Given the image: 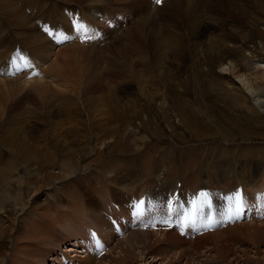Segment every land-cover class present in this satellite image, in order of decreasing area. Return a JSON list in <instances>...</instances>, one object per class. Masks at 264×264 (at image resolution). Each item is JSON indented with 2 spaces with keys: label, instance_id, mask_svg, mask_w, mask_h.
<instances>
[{
  "label": "rangeland",
  "instance_id": "obj_1",
  "mask_svg": "<svg viewBox=\"0 0 264 264\" xmlns=\"http://www.w3.org/2000/svg\"><path fill=\"white\" fill-rule=\"evenodd\" d=\"M5 1L0 61L32 57L40 77L0 78V264H264L262 219L190 242L171 229L129 231L136 226L127 214L147 193L143 221L160 225L178 182L182 200L206 188L218 205L219 194L237 186L246 203L264 190V97H256L259 105L236 76L263 73V47L240 53L236 75L225 73V62H210L221 52L210 40L221 33H206L210 22L252 30L261 0H165L159 7L149 0ZM102 14L123 18L80 48L73 29L100 25ZM46 23L68 28L75 42L57 47L45 37ZM246 52L253 59L241 61ZM121 173L127 182L107 175ZM109 204L120 211L109 212ZM102 210L121 223L116 245ZM89 228L112 246L101 259L80 252Z\"/></svg>",
  "mask_w": 264,
  "mask_h": 264
},
{
  "label": "bare ground",
  "instance_id": "obj_2",
  "mask_svg": "<svg viewBox=\"0 0 264 264\" xmlns=\"http://www.w3.org/2000/svg\"><path fill=\"white\" fill-rule=\"evenodd\" d=\"M96 1V0H95ZM143 1V0H142ZM90 2V1H89ZM88 3V2H87ZM93 3V2H92ZM101 3V2H100ZM185 3V2H184ZM200 3H202V2H200ZM204 3V2H203ZM8 4V2L7 1H5V0H0V7L4 10V11H6L8 14H9V11H7V10H5V5H7ZM79 4V3H78ZM95 4V3H94ZM204 5V4H203ZM141 6V5H140ZM144 6V5H143ZM198 6H200V5H198ZM247 6V5H246ZM195 7H197V5L195 6ZM203 8V7H202ZM251 8V7H250ZM255 8L257 9V11L259 12H261V14H259L258 15V13L256 14V17H254V19H253V21H254V28L252 29V30H246V27H245V29L241 26V27H238L237 29H235L234 31L231 29V28H229L228 27V24L227 23H225L224 24V22H223V24L222 23H220V24H216L215 22H213L211 19V21L213 22V24L210 22L209 23V25H210V27H209V29H206V33H208L209 34V32L211 33V32H213V31H211V30H219L220 31V33H221V35H220V38L219 39H214L215 40V42L216 43H212L211 41H213L212 39L210 40L209 38V40H210V43L211 44H213L211 47H210V49H217V51H219L220 52V55H215V56H210L211 57V59H210V62H211V64L213 65H215V64H220V63H223V62H225V64H227V65H229V67H224L225 68V73H226V71H233L234 73H235V75H236V70H237V64L235 63V62H238V57L240 56V53H244L245 51H248V50H250V52L252 53L253 52V48H256L257 46H262L263 47V51H264V30L262 29V27H264V0H261V3L260 4H258V3H255ZM161 9V8H160ZM188 9V8H187ZM1 10V9H0ZM21 10V9H20ZM3 11V12H4ZM15 11V10H14ZM139 11H141V10H139ZM195 11H199V9L198 10H195ZM124 13V12H123ZM123 13L122 14H120V15H122L123 16ZM197 13V12H196ZM141 14V13H140ZM200 14V13H199ZM1 15V14H0ZM259 16H262V17H259ZM123 18V17H122ZM126 19H128V18H126V17H124V19H123V23L124 24H127L126 22H125V20ZM247 19H249V18H247ZM129 20V19H128ZM16 21V20H15ZM252 23V22H251ZM215 24V25H214ZM208 25V26H209ZM217 25V26H216ZM251 25V24H250ZM252 25V26H253ZM248 28V27H247ZM27 30V29H26ZM205 32V31H204ZM211 35V34H210ZM37 36V35H36ZM105 37H106V34H105ZM40 42V41H39ZM210 43H209V45H210ZM39 44V43H38ZM43 48V47H42ZM47 50V49H46ZM66 51V50H65ZM211 51V50H210ZM217 51H212V52H214V53H217ZM47 52V51H46ZM60 52V51H59ZM62 52V51H61ZM64 53V52H63ZM248 53L249 52H246L244 55L245 56H247V57H244L243 59H241V61H243V60H245V61H247V60H249V59H253V56L252 57H250L249 55H248ZM46 54V53H45ZM63 56V55H62ZM222 56V57H221ZM217 57H221V59H217ZM9 58V57H8ZM226 58H228V60H225ZM220 61V62H219ZM197 63V62H196ZM244 63V62H243ZM251 66H252V70L255 68V67H253V65L251 64V63H249ZM222 65V64H221ZM221 65H219V66H221ZM249 65V66H250ZM222 68V67H221ZM228 73V72H227ZM240 73V72H239ZM258 73H260V72H258ZM257 73V74H258ZM263 73H264V71H263ZM259 74V76H256V78H255V80H253V78H247L248 77V75H245L244 73H242V75H236L237 77H238V79H239V82L241 83V84H243L244 85V87L246 88V90H247V92L252 96V98L260 105L261 104V102H263V101H260V99L258 98H256L257 96H260L261 98L262 97H264V85H259L258 83H256L257 82V80H260V81H262V77H263V79H264V74ZM254 75V74H253ZM254 77V76H253ZM6 80V79H5ZM39 81V80H38ZM40 82H42V85H43V83H46V82H43L42 80L40 81ZM40 82H35L36 83V85H40ZM263 82V81H262ZM35 85V84H34ZM55 86V85H54ZM262 86H263V88H262ZM40 87H41V85H40ZM76 87V86H75ZM96 88V87H95ZM256 98V99H255ZM151 100H152V98H151ZM262 107L264 108V105H262ZM259 149H261V148H259ZM262 149H264V147L262 148ZM262 149H261V151H262ZM250 150V149H249ZM234 152V151H233ZM256 152V151H255ZM220 153L222 154V156L223 157H226V156H231L232 154L231 153H229V152H227V151H224L222 148H220ZM206 155V154H205ZM138 158V157H137ZM222 159V158H221ZM137 160V159H136ZM138 160L139 161H141L140 160V158H138ZM142 162V161H141ZM168 167V166H167ZM259 169H260V175H261V173H262V167H261V165H260V167H259ZM196 171V169H194V170H190V168L186 171V172H191V173H194ZM185 172V173H186ZM242 172V171H241ZM145 174V173H144ZM215 174V173H214ZM214 174L212 175V174H210V175H212V176H214ZM245 175V173L244 172H242V175ZM108 175V177H109V179H110V181L112 180V183H116V184H118V183H120V182H127L125 179H124V177L122 178V173L121 174H115V176H118V178L117 177H113V174H107ZM221 176V175H220ZM247 176V175H246ZM245 176V177H246ZM130 177H131V175H130ZM244 177V176H243ZM129 178V177H128ZM212 179H213V177H211ZM248 178V177H247ZM247 178H246V180H247ZM216 179V178H215ZM130 180V179H129ZM136 180V179H135ZM217 181H216V188H218L219 190L220 189H224V188H221V186H222V184H221V182H222V179L220 178V179H216ZM177 184V183H176ZM176 184H174L173 186V190L172 191H174L177 187H176ZM249 184V183H248ZM250 184L252 185L253 184V182L251 181L250 182ZM246 186H247V184H245ZM217 191V190H216ZM249 198V197H248ZM247 198V199H248ZM252 198H253V196H252ZM251 198V200L249 201V202H247V204L249 205V206H253V207H255V208H258L257 207V205H254V203H257L254 199H252ZM248 201V200H247ZM259 201V200H258ZM262 201V200H261ZM222 201H220V203H221ZM264 202V201H263ZM261 204V203H260ZM100 222V221H99ZM66 223V222H65ZM235 226V225H234ZM249 226V225H248ZM252 226V225H251ZM102 227V226H101ZM233 227V226H232ZM68 230V229H67ZM82 232V231H81ZM105 232V231H104ZM106 232H107V230H106ZM237 232V231H236ZM48 234V233H47ZM188 234H189V232H188ZM110 235H111V233H110ZM117 235V234H116ZM46 236V235H45ZM48 236H50L49 234H48ZM141 236H143V234H141V233H139V236L138 237H141ZM245 236V235H244ZM78 237V236H77ZM108 237V236H107ZM110 237V236H109ZM54 238V237H53ZM112 237H110L109 239H111ZM240 238V237H239ZM50 239H51V237H50ZM237 239H238V237H237ZM245 239H247V237H245ZM47 240V239H46ZM49 241V240H48ZM252 241V240H251ZM72 242V241H71ZM81 242V241H80ZM254 242V241H253ZM78 243V242H77ZM70 246H71V248H69L67 251H71V250H73L74 249V246H73V244H71L70 243ZM78 246V245H77ZM81 247V246H80ZM223 247H224V245H223ZM67 248V247H66ZM56 251V250H55ZM63 251V250H62ZM74 251V250H73ZM66 252V251H65ZM77 252V251H76ZM67 253V252H66ZM65 253V254H66ZM74 253V252H73ZM131 253V255H133V252H130ZM68 254V253H67ZM70 254V253H69ZM72 255V254H71ZM75 256H77V255H75ZM134 256V255H133ZM69 257V256H68ZM67 257V258H68ZM73 257V256H72ZM69 259V258H68ZM225 260V259H224ZM58 261H59V259H58ZM57 261V262H58ZM73 261V260H72ZM226 261V260H225ZM62 262V261H61ZM152 263V261H150L148 264H151Z\"/></svg>",
  "mask_w": 264,
  "mask_h": 264
},
{
  "label": "snow or ice",
  "instance_id": "obj_3",
  "mask_svg": "<svg viewBox=\"0 0 264 264\" xmlns=\"http://www.w3.org/2000/svg\"><path fill=\"white\" fill-rule=\"evenodd\" d=\"M161 2V0H157V3H160Z\"/></svg>",
  "mask_w": 264,
  "mask_h": 264
}]
</instances>
